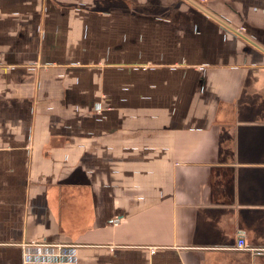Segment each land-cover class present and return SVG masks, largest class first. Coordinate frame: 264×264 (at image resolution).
Instances as JSON below:
<instances>
[{
  "label": "crops",
  "instance_id": "1",
  "mask_svg": "<svg viewBox=\"0 0 264 264\" xmlns=\"http://www.w3.org/2000/svg\"><path fill=\"white\" fill-rule=\"evenodd\" d=\"M240 238L264 0H0V264H264Z\"/></svg>",
  "mask_w": 264,
  "mask_h": 264
},
{
  "label": "built area",
  "instance_id": "2",
  "mask_svg": "<svg viewBox=\"0 0 264 264\" xmlns=\"http://www.w3.org/2000/svg\"><path fill=\"white\" fill-rule=\"evenodd\" d=\"M232 31L235 33V34H238V35H243L242 33L245 31V28L244 27H239V28H231ZM237 250H242V251H249L251 253H253L254 255L256 256H262L264 255V248H254V247H250L246 240L244 238H240L237 242V247H236ZM157 249L155 248H152L151 251L154 252L156 251Z\"/></svg>",
  "mask_w": 264,
  "mask_h": 264
}]
</instances>
